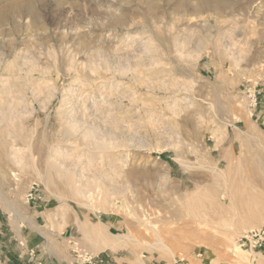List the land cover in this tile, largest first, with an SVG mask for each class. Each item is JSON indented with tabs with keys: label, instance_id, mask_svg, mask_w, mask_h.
<instances>
[{
	"label": "rangeland",
	"instance_id": "1",
	"mask_svg": "<svg viewBox=\"0 0 264 264\" xmlns=\"http://www.w3.org/2000/svg\"><path fill=\"white\" fill-rule=\"evenodd\" d=\"M199 1L43 0L39 23H0V72L24 69L0 80L12 228L74 264H264V0Z\"/></svg>",
	"mask_w": 264,
	"mask_h": 264
},
{
	"label": "crops",
	"instance_id": "2",
	"mask_svg": "<svg viewBox=\"0 0 264 264\" xmlns=\"http://www.w3.org/2000/svg\"><path fill=\"white\" fill-rule=\"evenodd\" d=\"M28 223L34 224L33 221ZM12 225L0 217V264H74L67 253L50 254L49 248L55 243L44 232L29 226V232L24 234ZM124 263L129 262L121 258L119 264Z\"/></svg>",
	"mask_w": 264,
	"mask_h": 264
},
{
	"label": "bare ground",
	"instance_id": "3",
	"mask_svg": "<svg viewBox=\"0 0 264 264\" xmlns=\"http://www.w3.org/2000/svg\"><path fill=\"white\" fill-rule=\"evenodd\" d=\"M42 2L43 0H23L20 4L16 3L14 5H10V7L8 8V12H0V23L4 22V21H7V17L9 16H28L30 17V20H31V24L34 25V24H37V22L39 23V19H40V14L37 13V11L33 8V2ZM200 9H220V4L217 3L216 1L214 0H200L199 1V4L196 6L195 10H200ZM26 53V52H25ZM27 57V56H26ZM25 60V59H23ZM29 61V59H28ZM7 62V61H6ZM19 62V61H18ZM24 63V62H23ZM29 63V62H28ZM4 68H3V72H0V80H3L2 78H7V76L5 77L4 76V72H14L13 68L15 69L16 68V71L18 72V74L21 72V70L24 71V69H22V66L21 64H17V63H5V65H3ZM21 66V67H20ZM25 66V65H24ZM35 68V66H34ZM33 68V66L31 68L28 67V70L32 71L35 70ZM42 70V69H41ZM1 71V69H0ZM30 71L26 72L27 74L25 75H28L30 73ZM120 72V71H119ZM23 73V72H22ZM25 73V72H24ZM17 74V76H18ZM120 74V73H119ZM121 74H122V71H121ZM9 75V74H8ZM12 75V74H11ZM135 75V74H134ZM16 76V77H17ZM13 77V76H12ZM10 78V77H9ZM15 79V78H13ZM40 79V78H39ZM43 79V78H42ZM7 80V79H6ZM6 83V81H5ZM20 83V82H19ZM1 84V83H0ZM7 84V83H6ZM12 85V84H11ZM3 87V86H2ZM23 88V87H22ZM11 89V88H10ZM8 94V93H7ZM15 94V93H14ZM9 98V97H8ZM2 101V100H1ZM24 101V100H23ZM21 103V102H20ZM18 104V103H17ZM69 124V123H68ZM84 128V127H82ZM73 129V128H72ZM82 135H81V139L83 140L84 143L88 144V145H92L93 144V140L97 139V135H96V132H94L93 130L91 129H83V131H81ZM79 136V135H78ZM105 138L104 136L100 139V143L101 144H105ZM77 143V142H76ZM42 145V144H41ZM76 145V144H75ZM106 145V144H105ZM94 146V145H92ZM96 146V145H95ZM110 146V145H109ZM39 148V147H38ZM92 148V147H91ZM40 151V150H39ZM85 152V151H84ZM39 153V152H38ZM85 154V153H84ZM101 155V154H100ZM80 156V155H79ZM85 156V155H84ZM51 157V156H50ZM78 157V156H77ZM49 158V157H48ZM53 158V157H52ZM56 158V157H55ZM102 158V156H101ZM75 159V158H74ZM77 159V158H76ZM78 160V159H77ZM117 160V159H116ZM115 160V161H116ZM80 161V160H79ZM79 161H76V162H79ZM46 162V161H45ZM48 162V161H47ZM56 162V161H55ZM74 162V160H73ZM43 163V162H42ZM116 164V163H115ZM44 166V164H43ZM46 166V165H45ZM44 166V167H45ZM82 168V167H81ZM80 168V169H81ZM106 175V174H105ZM77 176V175H76ZM86 179V178H85ZM113 180V179H111ZM76 182H78L76 180ZM80 183V181H79ZM87 183V182H85ZM78 184V183H77ZM81 185V184H80ZM85 185V184H84ZM83 185V186H84ZM90 185V184H88ZM86 187H89L87 186V184L85 185ZM91 186V185H90ZM88 190V189H87ZM80 193V192H79ZM91 193V192H90ZM92 194V193H91ZM88 195V194H87ZM222 197V196H221ZM233 199V197L230 195V193H225L224 196L219 200L220 204H226V202L228 204H230L231 200ZM91 231V229H90ZM92 232L95 234V235H98V236H102V232L97 230V229H93ZM154 232V231H153ZM181 232V231H180ZM158 236V235H157ZM110 247V245H109ZM105 249V248H104ZM232 253V252H231ZM236 253V252H235ZM234 253V254H235ZM230 256V254H229ZM233 256V255H232ZM233 258V257H232ZM235 258V257H234ZM233 258V259H234ZM236 259V258H235ZM239 259L238 260H235L234 262H237V264L239 263ZM241 260V259H240ZM228 263V262H227ZM231 263V261H230ZM236 264V263H235Z\"/></svg>",
	"mask_w": 264,
	"mask_h": 264
},
{
	"label": "built area",
	"instance_id": "4",
	"mask_svg": "<svg viewBox=\"0 0 264 264\" xmlns=\"http://www.w3.org/2000/svg\"><path fill=\"white\" fill-rule=\"evenodd\" d=\"M249 241L253 247H256V245L260 244L261 242L264 243V230H257V231L252 232L251 236L249 237ZM89 261H90V258L86 259V262H89Z\"/></svg>",
	"mask_w": 264,
	"mask_h": 264
}]
</instances>
